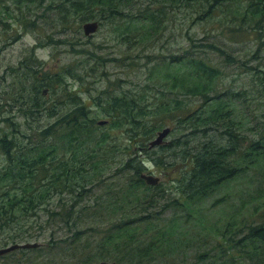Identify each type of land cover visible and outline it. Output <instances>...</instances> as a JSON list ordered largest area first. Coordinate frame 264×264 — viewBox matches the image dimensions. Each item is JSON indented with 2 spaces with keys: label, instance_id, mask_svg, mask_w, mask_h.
I'll return each mask as SVG.
<instances>
[{
  "label": "trees",
  "instance_id": "obj_1",
  "mask_svg": "<svg viewBox=\"0 0 264 264\" xmlns=\"http://www.w3.org/2000/svg\"><path fill=\"white\" fill-rule=\"evenodd\" d=\"M22 1L43 4L47 0ZM56 1L61 31L98 16L102 20L109 19L115 30L132 32L128 34L129 38L140 42L145 38L149 23L152 27L156 25L159 9L153 8L152 4L160 0H149L144 7L136 6L137 0ZM185 1L190 6L191 0ZM192 1L198 6L197 20L225 13L233 21L246 24L247 28L264 31V0ZM125 9L142 14L126 13ZM7 14L12 15L9 9ZM27 19L35 25L28 15H17L22 24ZM236 30L233 29L234 39L240 36ZM48 39L69 43L74 49L82 45L78 49L80 52L95 56V51L86 47L90 41H84L80 35L75 39H55L49 35ZM199 45L220 52L226 60L234 59L218 41L200 42ZM101 58L104 61L111 59ZM90 60L87 57L82 64L86 67ZM96 62L88 71L97 72ZM69 65L67 71L52 72L45 68L32 47L26 49L16 67L19 72L16 74L19 88L16 97L22 102L28 126L17 128L19 123L15 121L0 126V246L49 236L46 245L39 243L27 247L34 252V264H39L40 258L50 252L81 246L92 250L93 244L96 249L79 258L77 264L97 259L142 264L145 260L156 261L158 253L167 255L166 250L191 246L192 240L176 212L183 208L191 214L194 205L264 159V123L258 127L256 136L249 141L242 140L245 135H240L241 126L234 117L233 99L229 90H221L218 85L221 78L219 65L189 49L155 61L151 75L169 80L173 88L184 89L200 98L198 107L192 109L190 105L183 107L179 103H158L149 107L141 102L143 94L129 101L127 95L108 93L107 100L98 103L107 117L104 124L99 123L90 103L81 95H72L65 100L68 91H52L55 96L46 98L49 91L44 92L43 88L54 89L63 83L56 79L59 73L82 78L76 71L79 66ZM35 112L40 116H35ZM150 112H154V119L145 118ZM181 122L188 130L186 133L167 145L163 141L149 146L150 140L157 135L155 132L165 126L172 129L171 125L174 129ZM112 127H125L132 132L130 146L125 148L130 152L127 158L119 159L116 154L119 150L112 139ZM171 149L173 159H166V152ZM143 152L149 156L142 157ZM147 158L158 165L180 167V175L171 180V188L176 189L164 201L159 197L165 187L160 182L150 184L141 176ZM113 160L120 162L116 172L121 175L112 170ZM114 177H118L112 183L115 187L108 185ZM100 187L112 190L115 200L105 203L100 197L98 209L91 213L92 216L102 217L106 211L129 208L117 219L108 217L103 223H85L81 221L83 212L92 206L80 203L97 193ZM169 209L173 213L168 217L165 215ZM62 221L68 230L65 237L58 235ZM219 231L221 239L216 247L195 254L191 264H241L244 259H253L244 264H264V214L257 221L244 219L239 223L232 218ZM25 250L21 249L22 252Z\"/></svg>",
  "mask_w": 264,
  "mask_h": 264
},
{
  "label": "rangeland",
  "instance_id": "obj_2",
  "mask_svg": "<svg viewBox=\"0 0 264 264\" xmlns=\"http://www.w3.org/2000/svg\"><path fill=\"white\" fill-rule=\"evenodd\" d=\"M136 6L149 4V0H137ZM179 0H160L152 4L153 8H158L156 25L150 26L146 30L145 38L140 42H134L129 38L132 32L115 30L109 19L102 20L96 16L93 19L100 21V27L88 36L84 33L83 23L77 22L71 29L61 31L62 25L58 22V5L56 0H47L43 4L36 2H25L22 0H0V126L10 124V121L19 123L17 128H26L27 120L24 117L22 102L17 99L19 91L16 74L19 73L16 67L25 54L27 48H35L38 56L42 59L46 69L52 72L63 71L70 67L69 64L77 67L82 78H73L65 72L58 74L56 79H61L62 84L58 88L50 87L46 93V98H53L52 91H68L64 98L68 100L72 95H81L83 99L90 103L93 114L98 119L107 118L98 103L107 100L108 93L127 95V99L143 94L142 104H149V107L158 105H173L175 103L182 106L190 105L192 109L199 106L201 99L197 96L177 88H173L171 81L162 80L156 74L151 75L155 61L161 57H171L172 55L183 53L184 49L196 52L201 57L210 60L221 69L219 87L221 90H229L235 108L234 117L239 121L241 134L245 135L242 140L249 141L257 135L259 126L264 123V31L255 29L241 23L240 20L233 21L231 16L225 13H218L206 20H197L195 12L198 6L194 1H190V6ZM11 16L7 14V10ZM127 12L139 11L124 10ZM145 11L142 9V12ZM24 13L32 18V23L17 20V15ZM37 15H42L37 17ZM136 16V15H135ZM92 20V19H90ZM5 24V25H4ZM80 25V28H78ZM239 32V38H232L233 29ZM49 35L55 39H75L78 35L82 39L89 40L86 44L93 50L94 55L80 52L78 49L82 45H77L76 49L69 43L50 42ZM263 35V38H261ZM18 37L14 40V37ZM65 41V40H63ZM218 41L222 43L227 51L234 57L233 60H226L220 52L213 50L206 45H199L200 42ZM154 57H149V56ZM92 56V57H91ZM87 57L91 60L85 67L82 62ZM101 57H110L104 61ZM97 60V72L88 71L93 62ZM105 71L104 74H101ZM88 72H90L88 74ZM64 86H67L63 88ZM47 88V87H46ZM45 89V88H43ZM50 102V100H47ZM37 112L34 113V115ZM154 112H150L145 118H152ZM35 116H40L36 114ZM8 119V120H7ZM171 125V124H170ZM164 138V144H169L188 130L184 128V123L178 125ZM10 129V128H6ZM112 139L119 150L116 154L119 159L127 158L130 152L126 151V146H130L129 136L131 131L125 127H112ZM137 131V129H135ZM158 131V130H157ZM158 132H155V135ZM154 135V136H155ZM246 138V139H245ZM136 146H132L135 148ZM132 151V149H129ZM119 154V155H118ZM166 159H173V150L166 152ZM142 157L149 156L147 152L140 154ZM146 155V156H145ZM120 165L118 160H113L112 170ZM145 172H153L160 176V184L165 187V191L159 199L164 201L166 196L171 194L175 187L171 188V180L180 175V167L177 165L162 166L155 164L148 159L145 162ZM121 175V174H119ZM118 179L110 180L108 185L115 187L112 183ZM101 199L105 202H113L112 190L100 187L97 193L87 196L80 205L84 203L92 206L83 212L85 223H103L110 217L117 219L127 211L129 206L116 208L113 211L105 212L104 216H92L93 211H97V201ZM74 198V197H73ZM195 210L191 213L180 208L176 215L180 218V224L184 225L187 236L192 240L191 246H184L182 249L166 250L167 255L159 257L156 261L145 260L142 264H191L195 261V254L213 249L221 239L219 228H223L229 220L236 219L257 221L264 214V159L251 168L243 172L238 177L220 187L215 193L194 205ZM173 211V210H172ZM170 209L165 216L172 215ZM62 223V228L58 235L65 237L68 234L67 226ZM58 228L57 225H55ZM49 236L44 235L32 237L28 241H37L41 245H46ZM27 242V241H19ZM39 244V245H40ZM6 246V245H1ZM91 247L83 246L60 249L59 252H50L41 257L39 264H77L79 258L94 251L95 244ZM90 248V249H88ZM21 249H26L22 252ZM91 250V251H90ZM34 252L27 250V247L16 248L4 254H0V264H34ZM103 259L90 261L86 264H95ZM253 259H244L241 264L250 263ZM111 264H138L131 261L123 263L107 260Z\"/></svg>",
  "mask_w": 264,
  "mask_h": 264
},
{
  "label": "water",
  "instance_id": "obj_3",
  "mask_svg": "<svg viewBox=\"0 0 264 264\" xmlns=\"http://www.w3.org/2000/svg\"><path fill=\"white\" fill-rule=\"evenodd\" d=\"M100 27V21L98 19H92V20H87L83 23V29L85 34L91 35L95 33L98 28ZM48 88L44 89V92H47ZM107 122V119H100L99 123L104 124ZM171 131L170 126H165L162 129H160L157 133V135L150 140L149 146L153 147L158 144H161L164 141V138L168 135V133ZM141 176L150 184H157L160 182V176L154 174L153 172H145L143 171L141 173ZM39 243L37 241H27V242H15L8 244L7 246H2L0 247V254H4L10 250L16 249V248H24V247H31V246H36ZM95 264H111L108 261L102 260L98 263Z\"/></svg>",
  "mask_w": 264,
  "mask_h": 264
}]
</instances>
